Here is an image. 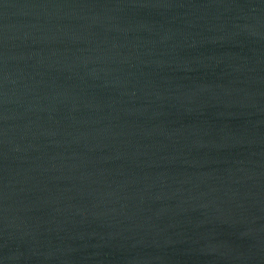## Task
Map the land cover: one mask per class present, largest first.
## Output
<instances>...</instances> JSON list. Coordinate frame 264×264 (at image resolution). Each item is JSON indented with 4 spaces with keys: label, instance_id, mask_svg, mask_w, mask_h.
Returning a JSON list of instances; mask_svg holds the SVG:
<instances>
[{
    "label": "water",
    "instance_id": "obj_1",
    "mask_svg": "<svg viewBox=\"0 0 264 264\" xmlns=\"http://www.w3.org/2000/svg\"><path fill=\"white\" fill-rule=\"evenodd\" d=\"M0 264H264V0H0Z\"/></svg>",
    "mask_w": 264,
    "mask_h": 264
}]
</instances>
